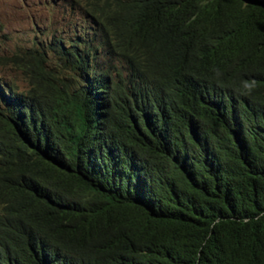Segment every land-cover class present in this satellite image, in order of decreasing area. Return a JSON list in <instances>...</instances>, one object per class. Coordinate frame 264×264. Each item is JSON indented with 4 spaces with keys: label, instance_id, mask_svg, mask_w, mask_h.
<instances>
[{
    "label": "trees",
    "instance_id": "trees-1",
    "mask_svg": "<svg viewBox=\"0 0 264 264\" xmlns=\"http://www.w3.org/2000/svg\"><path fill=\"white\" fill-rule=\"evenodd\" d=\"M61 7L2 57L0 264H264V0Z\"/></svg>",
    "mask_w": 264,
    "mask_h": 264
},
{
    "label": "rangeland",
    "instance_id": "rangeland-1",
    "mask_svg": "<svg viewBox=\"0 0 264 264\" xmlns=\"http://www.w3.org/2000/svg\"><path fill=\"white\" fill-rule=\"evenodd\" d=\"M61 6L62 0H0V79L23 86L20 71L4 64L2 57L31 46L40 30L58 34L67 29V20H79V15Z\"/></svg>",
    "mask_w": 264,
    "mask_h": 264
},
{
    "label": "clouds",
    "instance_id": "clouds-1",
    "mask_svg": "<svg viewBox=\"0 0 264 264\" xmlns=\"http://www.w3.org/2000/svg\"><path fill=\"white\" fill-rule=\"evenodd\" d=\"M254 83V82H253Z\"/></svg>",
    "mask_w": 264,
    "mask_h": 264
}]
</instances>
